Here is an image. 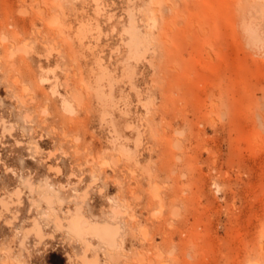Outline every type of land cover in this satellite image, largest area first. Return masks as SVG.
Listing matches in <instances>:
<instances>
[{
    "label": "rangeland",
    "instance_id": "rangeland-1",
    "mask_svg": "<svg viewBox=\"0 0 264 264\" xmlns=\"http://www.w3.org/2000/svg\"><path fill=\"white\" fill-rule=\"evenodd\" d=\"M263 41L264 0H0V264H81L76 207L120 227L96 264H264Z\"/></svg>",
    "mask_w": 264,
    "mask_h": 264
},
{
    "label": "bare ground",
    "instance_id": "bare-ground-1",
    "mask_svg": "<svg viewBox=\"0 0 264 264\" xmlns=\"http://www.w3.org/2000/svg\"><path fill=\"white\" fill-rule=\"evenodd\" d=\"M98 4V3H97ZM99 6V5H98ZM94 9V8H93ZM100 9V8H99ZM95 13H99L97 10L96 12H94V15L96 16L97 14ZM56 20V19H55ZM90 20V19H89ZM86 22V21H85ZM88 23L90 21H87ZM87 23V24H88ZM97 23V22H96ZM96 23H94V25H96ZM53 24V22H52ZM56 24V23H55ZM83 25V24H82ZM86 25V24H85ZM90 26V25H89ZM98 26V25H97ZM79 27V26H78ZM84 27V26H83ZM95 27V26H94ZM85 28V27H84ZM84 28H80V31L79 33H77V36L79 38V40L82 39L83 35H82V30L81 29H84ZM86 29H88V32H89V27ZM96 31H98V28L95 29ZM79 31V30H78ZM86 31V30H84ZM86 34V33H84ZM247 35H248V39H249V42L250 43H253V44H257L259 42H261V37L259 36L258 32H256L255 30H250L248 29L247 30ZM85 37V36H84ZM141 40H145V37H141L139 35L138 32H136V30L133 28V34L131 36V40L130 42L128 43V50H129V54H131L132 56L133 55H138L140 52H141V45H142V42ZM264 42V41H263ZM260 44V43H259ZM25 55V53H24ZM97 64V62H96ZM99 64V63H98ZM101 64V63H100ZM101 69V68H100ZM106 69V68H105ZM102 70V69H101ZM101 72V71H100ZM108 72H102V80L104 78H108L109 76L107 75ZM101 78H98V81H102ZM13 82H16L17 83V80L13 81ZM42 82H46L45 79L42 80ZM15 84V83H14ZM102 87L99 85H97V89H96V96L98 97V99H101L102 101H106V106L108 105V103H112V97H111V94L110 93H106L104 94L103 91L101 90ZM111 92V91H110ZM107 96V100L104 99V97ZM127 105V104H126ZM61 106L64 110L65 113H68V114H74V110L71 106V104L65 100V99H62L61 100ZM124 107V106H123ZM108 108V110H107ZM114 109V105L112 104H109V106H107L104 110H103V116H108L109 119H110V127H111V132L113 131V133H116V130L114 128V123H113V119L111 117L112 115V110ZM126 110H128V108H123V109H118V112L122 115H126ZM116 111V110H115ZM129 113V112H128ZM120 115L118 114V117ZM126 117V116H125ZM120 118V117H119ZM127 119V117H126ZM129 119V117H128ZM123 120V118H122ZM124 122V120H123ZM126 122V121H125ZM124 122V123H125ZM122 123V121H121ZM127 123V122H126ZM123 125V124H122ZM125 126V125H124ZM0 130H1V135H4L5 133H10L9 131L11 129H9L8 127L6 126H3L0 127ZM129 130V129H128ZM140 132V131H139ZM134 132H132L133 134ZM137 133V132H136ZM135 134V133H134ZM139 142V141H138ZM18 143V142H17ZM140 143V142H139ZM19 144V143H18ZM101 162V161H100ZM106 163V161H104ZM100 164V163H99ZM103 164V163H101ZM107 164V163H106ZM104 166V165H103ZM58 175V174H57ZM34 187V186H33ZM33 187L32 185L29 184V189L30 191L33 190ZM153 188V187H152ZM156 188V187H155ZM154 189V188H153ZM14 190V189H13ZM158 191V190H157ZM154 192V191H153ZM21 191L18 192V191H14V192H11V194H7V196L5 197H0V209L1 211H7L9 212V206L11 205H18V204H21L20 202V198L21 195H20ZM153 196H156L155 194H153ZM45 199L47 200V202L49 204H51L52 200L49 196H46ZM83 199V198H82ZM32 206H34L32 204ZM68 216L66 218H60V217H55L54 218V223L56 224V226L59 228V229H67L70 233H72L73 235H76L78 237H82L83 238V242H84V248H83V251H82V254L80 256V262L81 264H96L97 262L95 261V259H89L88 257H86V254H87V251L89 250L90 248V239H93V240H96L98 242H100L105 248H108V249H113V248H117L119 245H118V241H117V238L118 237V234H119V230H120V227L117 223H111V222H108V221H103V222H97V221H93V220H90L89 218L85 217L84 214L81 212V208L80 207H76L73 209V211H69L68 210ZM14 215L12 216V219H14ZM16 220V218H15ZM6 222V221H5ZM6 223H9L10 224V219L9 221H7ZM5 224V223H4ZM8 224V225H9ZM6 226V225H5ZM43 226L41 227V225L39 224V222L36 220V219H32L31 220V226L29 228H27L26 230H24L23 234H22V239L19 243L20 246H23V241L28 237V235H32L38 242L41 241L45 236H44V229H42ZM143 231V229H142ZM145 232L143 231L142 234H144ZM47 234V233H46ZM141 234V233H140ZM52 237V234L50 235ZM146 236V235H144ZM143 236V237H144ZM47 237V236H46ZM48 238V237H47ZM46 239V238H45ZM51 239V238H50ZM27 240V239H26ZM37 243V242H36ZM35 243V245H36ZM93 246V245H91ZM6 252V254L10 253V249H6V250H3V249H0V252ZM2 254V253H0ZM4 255V257L7 259L5 261V264H9V258L7 255ZM70 258V257H68ZM15 260V263L17 262L18 264H20L19 261H17L16 258H14ZM97 260V259H96ZM16 263V264H17ZM163 264V263H161Z\"/></svg>",
    "mask_w": 264,
    "mask_h": 264
}]
</instances>
